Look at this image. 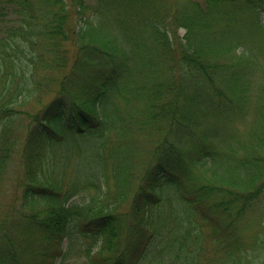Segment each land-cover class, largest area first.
<instances>
[{
	"label": "trees",
	"instance_id": "obj_1",
	"mask_svg": "<svg viewBox=\"0 0 264 264\" xmlns=\"http://www.w3.org/2000/svg\"><path fill=\"white\" fill-rule=\"evenodd\" d=\"M263 11L0 0V264H256Z\"/></svg>",
	"mask_w": 264,
	"mask_h": 264
},
{
	"label": "rangeland",
	"instance_id": "obj_2",
	"mask_svg": "<svg viewBox=\"0 0 264 264\" xmlns=\"http://www.w3.org/2000/svg\"><path fill=\"white\" fill-rule=\"evenodd\" d=\"M167 1H169V0H167ZM261 20H262V23L264 24V12H262V14H261ZM180 32H181L180 34L182 35L183 31L180 30ZM238 129L241 132V134H244L246 132V130H248V126L247 127L246 126H239ZM14 175H15V169L13 171H10L6 175L5 181H3V187H2L1 192H0V212H1V209L3 208V206L5 204H7L8 202H10V200L14 196V182H13ZM262 225H264V223ZM249 231H250V233L259 232L260 229L255 227ZM262 237H264V229L261 232V238ZM256 252H257V254L256 253L255 254L258 255V251H256ZM256 255H253L252 257H255ZM253 260H256V262H255L256 264H264V253L262 254V257L254 258Z\"/></svg>",
	"mask_w": 264,
	"mask_h": 264
}]
</instances>
